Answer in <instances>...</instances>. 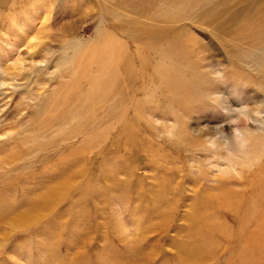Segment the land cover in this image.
I'll return each instance as SVG.
<instances>
[{
    "label": "rangeland",
    "instance_id": "obj_1",
    "mask_svg": "<svg viewBox=\"0 0 264 264\" xmlns=\"http://www.w3.org/2000/svg\"><path fill=\"white\" fill-rule=\"evenodd\" d=\"M0 264H264V0H0Z\"/></svg>",
    "mask_w": 264,
    "mask_h": 264
},
{
    "label": "bare ground",
    "instance_id": "obj_2",
    "mask_svg": "<svg viewBox=\"0 0 264 264\" xmlns=\"http://www.w3.org/2000/svg\"><path fill=\"white\" fill-rule=\"evenodd\" d=\"M51 192H52V191H51ZM225 195H226V194H225ZM224 200H225V199H224ZM226 201H227V200H226ZM218 202H219V201H218ZM230 205H231V204H230ZM234 205H235V204H234ZM235 208H236V207H235ZM197 245H198V244L196 243V248L198 247Z\"/></svg>",
    "mask_w": 264,
    "mask_h": 264
}]
</instances>
